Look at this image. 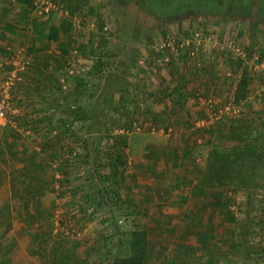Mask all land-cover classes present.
I'll return each instance as SVG.
<instances>
[{"label":"trees","instance_id":"obj_1","mask_svg":"<svg viewBox=\"0 0 264 264\" xmlns=\"http://www.w3.org/2000/svg\"><path fill=\"white\" fill-rule=\"evenodd\" d=\"M77 1L61 0L56 3L74 16L84 8ZM88 1L90 0L84 3ZM156 1L170 8L177 4L173 8L205 11H222L229 4L234 11L242 13H250L254 4V0H206L209 3L204 6H199L195 0ZM259 3L260 11L264 12V0H259ZM28 6L33 10V4ZM53 11L47 16L53 15ZM95 24L99 32H105L106 22L102 15L96 16ZM255 36L251 37L254 39ZM70 51L62 48L63 62L70 56ZM5 52L0 50V64ZM78 53L95 58L94 65L87 70L86 75L83 73L71 76L69 71L73 66L68 61L67 66L59 62L60 65L54 72H44L43 82L51 83L52 90L50 98L39 99V112L31 111L26 115L15 116L17 126L24 125V140L17 142L16 136L9 129L0 134L1 157L4 155L3 143L9 146L8 156L12 162L11 199L18 209L17 221L21 225V233L32 239L31 253L37 254L39 260L44 258V264H153L156 257L150 242L151 233L147 231V226L141 227L142 210L136 199L129 195L132 193L133 196L135 191L134 186L131 187L134 181L130 173V158L141 149V138L139 133H135V125L139 123L143 126L145 122L130 114L132 118L128 116L124 123L116 125L124 132H131L125 145L113 143L101 133L87 136L77 134L78 127H84L91 121L89 107L101 88V81L106 78L102 54L93 45L82 43ZM248 53L249 58H252L255 53L254 45L250 46ZM166 55L169 54L164 53ZM259 59V63L264 62L263 53H260ZM232 66L235 67L232 74L238 75L232 104L236 107L243 106L244 110L238 115H224L203 130H197L192 113L187 110L197 88L193 85L190 90L184 87L181 82L183 74L178 69L183 67L174 58L168 64L173 90L165 98L170 101L171 120L175 122L179 116V126L196 131L185 146L184 157L173 144L164 153L170 167H177V162H180L192 174L187 181L180 180L177 183L178 189H189V204L192 209L187 211L185 224L173 227L177 230L175 246L178 252L159 264H222L218 259L223 260L225 255L229 262L224 264H230L232 258L241 254L244 258L264 256V212L251 216L253 200L258 191L264 189V123L258 126L252 123L256 117L260 121L264 120V115L257 114L254 110L257 101L264 104V77L261 72L255 74L247 67L242 69L240 61ZM22 76L24 78L23 74ZM62 79L69 84L70 98L57 101L58 94L65 91ZM224 81L230 80L215 81V89H220ZM192 83L194 84L190 82V85ZM255 87L261 88V94L255 95ZM108 95L106 93L101 97L103 105L109 103ZM108 113L114 115L110 109ZM133 113L136 114V111ZM149 121L152 128L165 127L166 132L170 128L164 124L158 125L156 119ZM179 129L180 127L173 125L174 132ZM27 130H30L29 134H26ZM108 132L109 130L106 131ZM145 132L147 130L144 128L143 133ZM199 139H202L200 143ZM105 140L109 147L103 151ZM68 141H73L74 144L67 150L66 158V150L59 153L56 149ZM81 167L86 173L83 179H78L82 182L80 185L76 181V170ZM68 192L73 196L67 197ZM76 197L78 200L72 204L69 200ZM239 198L244 202L241 203ZM244 205H247L246 212ZM211 208H221L227 227L225 232L213 224L215 214ZM57 212H60L59 216H56ZM96 212L104 215L105 221L100 224L104 228L98 230L92 240L88 238L82 242L80 235L90 222L99 218L93 216ZM207 218L212 223L206 226L213 236L212 241L204 237L199 238L198 243L191 242L190 234L194 229L201 228ZM43 226L49 230L41 235L37 230L43 229ZM200 234L204 235V231H200ZM40 236L48 244L58 236L62 242L60 248H53L51 253L48 252L41 246ZM82 243L86 244L89 255L84 260L79 257L78 252ZM234 243H240L239 248H233ZM4 257L2 264H13L16 258L12 256V251L7 252Z\"/></svg>","mask_w":264,"mask_h":264},{"label":"rangeland","instance_id":"obj_2","mask_svg":"<svg viewBox=\"0 0 264 264\" xmlns=\"http://www.w3.org/2000/svg\"><path fill=\"white\" fill-rule=\"evenodd\" d=\"M52 2L56 4L58 9L54 10L52 13L53 15L56 14L58 18L61 19V23L65 21L64 23L66 24V27H61V30L64 32H69L71 37L65 36V40L68 42H72V45H80V43L84 42L86 45L92 44L96 51L101 52L104 41L106 38V30L105 32H99L96 28L95 24V18L96 16L102 15L105 19L106 22V28L109 24V15L108 12H110V5L108 3L109 0H90L86 4L84 1L86 0H78L76 3L84 5L83 10L77 12L76 15L72 16L71 13H69L67 10H65L63 7L61 8L59 4L56 2H59L61 0H26V3L28 4H33V10L32 13H36L38 16L41 17H48L47 13H44L41 10V3H43V6L45 5L46 2ZM183 1V0H182ZM185 1V0H184ZM74 2V1H73ZM60 3V2H59ZM195 3H197L199 6L202 5L204 6L205 4L209 3V1L206 2L203 0H195ZM37 4V5H36ZM62 5V4H61ZM177 4H174L173 7H175ZM42 6V7H43ZM171 7V8H173ZM51 11V10H50ZM43 12V13H42ZM52 16V15H51ZM53 17V16H52ZM62 17V18H61ZM78 17L80 20L79 26L78 23L74 21V18ZM65 18V19H64ZM43 25V22L41 23ZM40 25V26H42ZM62 26V25H61ZM217 29H219V32H211L208 29L213 30L214 26L213 25H205V28H196L195 31L190 32L191 34L194 33H201L202 36H205L204 38L209 39V37L213 36L215 39V42H217V45L213 48L212 44H210V48H212V53L209 51V55H203L202 54V59L204 60H197L195 57V62L192 70H189L188 68H178L180 70V73L183 74L181 82H183L184 87L188 88L189 90L191 89L192 85L193 87L197 88L195 95L192 97L191 100L197 101L198 104H200L199 99L201 98H220L222 97L223 102L218 103L216 106H227L230 103V100H233V95L234 91L236 88V84L238 81V75H233V70L235 67L232 66V64H235L233 59V55L230 54V52H226L227 48L225 46V49L221 48L222 45H224L226 42V39L231 37V40H237L238 43L240 44L241 48L249 54V48L251 45L255 46V53H253V56H258L260 58V53L264 54V43L262 42V39L259 36H255L253 39L251 37L250 31L243 29L241 26H238V28H234L228 25H223L222 30L220 25H216ZM44 27H47V24H44ZM52 25H50V30ZM231 29H230V28ZM186 28V27H184ZM183 28V29H184ZM224 28V29H223ZM221 30V31H220ZM183 31H186V29L180 31L178 35H175L173 38V43L176 44L180 38H183L181 33ZM202 36L199 38L201 40V44L198 47V50L196 47L193 45V49L195 52L202 51L203 48L206 46L204 45V41L202 39ZM77 37V38H76ZM187 37L184 36V39ZM191 39V38H190ZM195 41V39L193 40ZM214 42V41H213ZM28 41L19 42L18 46H24L26 49V55L29 57V48L27 46ZM76 47V46H75ZM167 49L161 53L158 54V57L151 58L152 56H148L147 62L145 65L137 72L136 75L130 77V79L123 81L119 80L118 78L114 77H106L103 79L101 88L99 89L98 94L94 97L92 100V104L89 107L90 112H91V121L86 124L84 127H78L77 128V134H81L84 136H87L89 134H95V133H101L102 135H105L107 140L111 139V142L120 144V145H125V143L128 140L129 134L131 132H124L122 131L119 127H117L119 124L124 123V120H127L131 115L132 117L139 119L145 124L143 126H140L139 123H136V132L139 133L140 136V152L130 158V173L132 176V180L134 183L131 185L134 186L135 191L132 196V193L129 194L131 198H135L137 203L140 205V208L142 210V219L140 222L141 227L143 228L144 226H147V231H149L150 234V240H151V245L154 248L155 251V257L156 260L153 264L160 262L159 260L163 259V256L161 255V250L162 248H169V247H174V241L177 240V236H172L170 235L167 237L166 235H163L161 231V226L162 223L161 221H165L167 227L173 226H182L185 224L186 218H188V213L185 212L183 217L182 214V209L180 208L181 206L178 204H171L170 203H165L160 201L155 195L154 192V183H156L159 180H162L164 177L165 181L168 182L169 184L174 181V177H171V175H166L167 172H170L164 165L163 162H166L167 160L162 159V154L164 153V150H168L170 145H171V140L174 137L180 138L181 141L183 139L188 140L191 138V134H184L182 135L180 132H174L173 125L177 126L179 128V124L177 122L179 121V116H177L176 121L171 120V115H170V101L168 98H165L166 95H169L170 92L173 90V84L171 85L168 83V79L170 80V72L168 70V64L169 62L164 61L161 59V57L164 55V53H167ZM171 52H168L170 54ZM213 53L217 54V56L221 59L219 62H214L213 58L214 55ZM153 55V54H152ZM168 56V55H167ZM196 56V55H195ZM171 57V56H170ZM88 58V57H87ZM171 58H176L175 55H173ZM6 59H9V56H6ZM72 63L74 64V60L72 59ZM76 61V59H75ZM188 62V60H186ZM233 61V62H232ZM176 62H178L176 60ZM95 63V58H88L86 63L84 64V67L86 70L90 69ZM200 64V65H199ZM264 64L260 63V66ZM182 67V66H180ZM87 72V71H86ZM86 72L84 73L86 75ZM260 74H263L262 77H264V68L261 69ZM228 73L231 74V76H228ZM2 75V74H0ZM193 75V77H192ZM200 79L199 83H195V80ZM207 79H215L216 81L219 79H225V80H230V81H224L221 84V88L215 89L213 85L214 91H212V85L211 83L205 82L204 80ZM190 80V81H188ZM199 81V80H198ZM205 83H201V82ZM190 82H194L190 85ZM215 82V81H214ZM260 84V82H259ZM2 85L3 82L0 80V94L2 92ZM255 86H258V83L256 82ZM262 86H264V82L262 81ZM254 89L255 95L261 94V88H256ZM70 89L67 91L61 92V94H58L59 98L57 99L60 101H65L64 98H70ZM219 91V92H218ZM69 92V93H68ZM108 94L109 97V103L106 105H103L101 102V97L103 94ZM50 98V97H49ZM68 100V99H67ZM72 101V99H71ZM192 106H194L193 102H190ZM87 106V105H86ZM150 106L152 110L150 109ZM18 106L15 104L14 101H11V108H17ZM156 107L159 110H165L169 112L167 115V112L165 110V115L159 116L158 119V125L164 124L165 126H170L168 131L166 132L165 127H151V123L149 120H151L154 117L155 112H159L156 110ZM202 107V106H201ZM243 106H241L242 108ZM189 108V107H188ZM204 108V107H203ZM107 109V110H106ZM108 109H110L111 112H114V115L112 113H108ZM205 109V108H204ZM254 110L257 114L262 113L264 115V104H261L260 102L257 101L256 105L254 106ZM136 111V114L133 113ZM195 111V110H193ZM200 114L202 112L203 115L197 118L198 120L195 119V122L202 120V119H207L206 113H203L200 109H197L195 112H198ZM201 111V112H200ZM162 112V111H161ZM107 114H109L107 116ZM131 114V115H130ZM13 116V115H12ZM153 116V117H152ZM131 117V118H132ZM166 122H162V121ZM264 123L263 121H260L257 119L252 120V123L255 125H260V123ZM171 124V125H170ZM117 125V126H116ZM153 126V125H152ZM70 128V127H67ZM144 128L147 130V132L143 133ZM181 128V127H180ZM197 128V127H196ZM109 130L108 133L106 131ZM180 130V129H179ZM203 130V129H202ZM74 134L76 136L77 134ZM183 136V138L181 137ZM186 136V137H185ZM107 140L103 142V148L102 150H107L109 145L107 143ZM73 141L67 142V143H62L57 147L56 150H59L63 152L66 150V158H68L67 150L71 149L73 146ZM181 146L179 147V151L181 152V155L185 156V146L183 144H180ZM79 148L81 149V146L79 145ZM80 167V166H79ZM77 169L76 170V178L78 184H82L79 178L83 179L85 177L86 171L82 169ZM11 175V168H10V173ZM0 264H2V261L4 259V256H6L7 252L12 251V256L15 258V261L13 264H44L43 259H38V255L31 253L33 244H32V239L28 236H23L21 233V225L18 224L17 217H18V212H16L18 209H16L17 206H14L12 202V197L9 196L8 192V187L5 185V179L1 178L3 174H0ZM137 186V187H136ZM133 188V187H132ZM7 190V194H6ZM69 193V192H68ZM72 193L70 192L69 194L65 195V197H70ZM146 195H149L148 197ZM73 196V195H71ZM151 196V200H150ZM149 198V199H148ZM78 200V197L69 200L72 204H74ZM239 200H242L239 198ZM238 200V201H239ZM59 203V200L57 201ZM244 202V200L241 201V203ZM5 203H9V207L1 208V205H4ZM177 203V202H175ZM170 204V205H168ZM247 206V205H246ZM245 205L244 210L248 211L247 207ZM264 208V189H260L255 196L253 200V206H252V213L251 216H256L258 214H263V209ZM212 209V208H211ZM263 209V210H262ZM93 211V209H91ZM215 213V221L220 228L219 230L226 231V223L223 221L222 218V211L221 208H215L214 209ZM60 212H57L56 216H59ZM95 217H99L98 219L93 220L92 222L89 223L87 229L84 230V232L80 235L79 239L82 240V242H85L86 239L90 238L91 240L95 238V235L98 230H102L104 228V225L102 224L103 221V216L101 213L96 212ZM163 216V219L161 217ZM5 219V220H4ZM10 219V222L9 220ZM183 220V221H182ZM5 222L3 226L1 224ZM243 220H241L242 222ZM125 224V223H124ZM130 227L129 224H125V226ZM48 227H44L43 229L37 230V232L42 233L48 231ZM67 234V233H66ZM68 235V234H67ZM41 236L39 237V239ZM43 248H45L48 252H52L53 248H60L61 245V239L57 236L53 240H51L48 244L44 238L40 239ZM45 242V243H43ZM177 242V241H176ZM191 242L198 243V237H192ZM173 243V244H172ZM176 244V243H175ZM256 245L258 243H255ZM173 245V246H171ZM233 248H239L240 243H237L233 245ZM177 248V247H176ZM79 257L84 260L87 258L88 255V250L86 244L82 243L80 246L79 250ZM157 252V253H156ZM227 255H225L223 260L218 259L219 262H229V259L226 258ZM230 258V257H229ZM6 264V263H5ZM9 264V263H7ZM230 264H264V256H253V257H247L244 258L243 255H237L235 258H232Z\"/></svg>","mask_w":264,"mask_h":264},{"label":"crops","instance_id":"obj_3","mask_svg":"<svg viewBox=\"0 0 264 264\" xmlns=\"http://www.w3.org/2000/svg\"><path fill=\"white\" fill-rule=\"evenodd\" d=\"M28 7L29 6H28V3H26V0H0V50L6 51L4 56H2L1 60L4 61V59H6V56L10 57L18 48H20V46H18V43L20 41L23 42V40L28 41L27 46L29 48L28 50L29 58L31 60L28 70L25 73H23L24 78L22 77V81L18 82L11 90V101H14L15 104L18 106L17 107L19 110L18 115L19 114L26 115L30 113L31 111L39 112V109H41L39 99H42L43 97L49 98V96H51L52 86H51V83L43 82V79L45 76L44 72L46 73L54 72V70L59 67L60 65L59 62H61L65 66H67L68 64H70L73 67L84 66L88 58H90V56H82V55H79L78 53L81 44L84 42L80 43V45H72V42H68L67 40H65V36H64L65 34L66 36L71 37L69 32H64L63 30H61V27H64V28L66 27L65 21L61 23V19L58 18L56 14L52 15L53 17L51 15L48 17L38 16L36 13L34 12L32 13V10ZM42 22H43V25L41 24ZM44 24H47L46 28L44 27ZM50 25H52L51 30H50ZM179 41L180 40H178V42L176 43H181ZM203 41L205 42L204 45L206 47L203 48L202 51H199L198 53H195L194 55L185 53L183 51L177 54L176 58L174 59L178 61L177 63L179 64V66H182L183 69L189 67L188 69L192 70L193 66H195L194 62L196 59L198 61L204 60L202 59L203 58L202 54L208 56L209 51L212 53V48H210L211 46L210 44H212V47L214 48L217 45V42L215 41L213 42V40H203ZM62 48L71 50L70 56L65 62H63L62 60V56H63L61 54ZM166 54H168V52ZM213 54L216 55V57L214 56L213 58L214 62L221 61V59L217 56V54L215 53ZM163 57H164V61H167L166 58H168V56L163 55L161 59H163ZM195 57L197 58L195 59ZM72 59L74 60V64L72 63L73 62ZM186 60H188L190 66H188L189 64L187 65L188 62ZM67 61H68V64L66 63ZM47 68H48V71H47ZM0 80H2V82L5 81V79H3L2 77ZM170 80H171V75H170ZM170 80L169 79L167 80L168 83L171 82ZM198 80L196 79L195 83H199L200 79ZM204 81L205 82L209 81V83H211L212 85V91H214L213 85H214V81L216 80L207 79ZM204 81L201 83H205ZM171 93L172 92H170V94ZM169 95H166V97H168ZM222 99H223L222 97H220L219 99L214 98V102L222 104L223 102ZM191 102L194 103V106L192 107L190 103L189 108H187V110L191 111L190 113H192L191 114L192 118L195 121V119L198 120L197 119L199 117L198 115L202 117L201 115L203 114L201 111H203V113H206L207 109L203 108L202 101H200V104H198L196 100L195 101L191 100ZM150 109L152 110L151 106H150ZM197 109L201 110L200 114H198L199 111L195 112ZM242 109L244 110V108ZM156 110H158L159 112H155L154 117L152 116L153 117L152 119L158 120L157 118L159 116H157L156 114L161 115V116L165 115L166 112H167V115L169 114L167 109H165L166 110L165 112V110H159L156 107ZM192 110H195V111H192ZM15 116L16 115H13V116L10 115L9 119L6 122H0V134H3L6 129H9L16 136L15 137L16 141L20 143V141L22 142V140H24L25 138L24 133H23L24 125H22L21 127H18L17 124L14 122ZM162 122H166V121L164 120ZM179 127L181 128L178 132H180L182 135L186 134V136L187 134H191L190 136H192V133H194L197 129L196 128L192 130H186L182 125ZM29 132L30 130H27L26 134H29ZM182 135L181 137L183 138ZM190 139L188 140V137H187V140L183 139L181 141L180 138L174 137L171 140V145L173 144L179 149V147L181 146L180 144H183V146H186L189 143ZM201 141L202 139H199V143ZM21 146L23 145H20V147ZM8 150H9V146L4 145L3 143V154L5 156L4 155H2V157L0 156V174L1 173L3 174L1 178L4 177L3 179H5V182H6L5 185L9 186L7 189L9 192V196H11L12 192H11V187H10V174L9 173H10L12 162L8 156L9 155ZM20 150L21 149H19V151ZM165 151L167 150H164L163 152L165 153ZM164 153L162 154V159H161L163 161L165 159ZM182 157H184V155ZM166 162H163V163L165 167L170 171V172H167L166 175L168 176L171 175V177L175 176L174 177L175 179L172 183L169 184L168 182L164 180L165 178L162 177L163 178L162 180H159L156 183H154L155 195L162 202L165 201L166 203L167 201V203L172 202L171 204L173 205L174 204L180 205L181 206L180 208L182 209L181 211H182L183 217L185 218L184 213L187 211L189 212L192 209L191 205L189 204V202L191 201V198L189 196V189L187 188L178 189L177 183L180 180L187 181L186 179L190 178V175L192 176V174L188 173L186 168L183 166V163L181 165L180 162H177V167H170ZM175 163L176 162L174 160V164ZM6 194H7V190H6ZM146 196L148 197L149 195H146ZM151 199L152 198L150 196V200ZM175 200L177 201V203H175L176 202ZM1 206H2L1 208H5L7 206L9 207V203H5L4 205H1ZM212 211L213 213L215 212L214 209H212ZM208 218L204 220L201 228L194 229L195 231H193L190 234L191 238L198 237V241H199V238L201 239L205 237V238H208L209 241L210 240L212 241L213 236L211 235L210 230H207V227H206L207 225H212V223L208 221ZM161 219H163V216L161 217ZM8 220L10 222V219ZM5 222L3 221L1 226H3ZM163 222L161 221L162 223L161 231L163 235H166L167 237H169L170 235H172L173 237L177 236V230L173 229L174 226L173 225L171 227L164 226L166 225V223L165 221ZM213 224L214 225L216 224L215 220ZM215 226L218 229V226L217 225ZM200 231H204V235H201ZM173 243H172L174 245L173 248L169 247V248L161 249L163 250L162 256L165 255L163 256L162 260L172 257L174 254L178 252V249L175 246L176 241H174ZM162 260H159L160 262L155 263V264L161 263ZM222 264H224V262Z\"/></svg>","mask_w":264,"mask_h":264},{"label":"flooded vegetation","instance_id":"obj_4","mask_svg":"<svg viewBox=\"0 0 264 264\" xmlns=\"http://www.w3.org/2000/svg\"><path fill=\"white\" fill-rule=\"evenodd\" d=\"M109 1V24L105 28L106 38L100 52L104 62V74L108 78L114 77L123 81L130 79L145 65L148 56L157 58L159 53L166 50L160 51L161 46L173 40L184 29L186 31L181 33L183 38L179 42L187 39L193 41L196 34L202 36L201 33H190L196 28H205L206 24L199 23L197 18L238 20L243 29L250 31L251 36L260 34L264 43V12L260 11L259 0H254L250 13L234 11L229 4L222 11H205L170 8L156 0ZM208 30L219 32L217 26ZM186 35L189 37L184 39ZM191 51V47H188L183 52L191 54Z\"/></svg>","mask_w":264,"mask_h":264},{"label":"built area","instance_id":"obj_5","mask_svg":"<svg viewBox=\"0 0 264 264\" xmlns=\"http://www.w3.org/2000/svg\"><path fill=\"white\" fill-rule=\"evenodd\" d=\"M42 6L43 3H41V10L47 14L50 12V10L58 9L56 4L49 1L46 2L43 7ZM74 21L78 23V27L80 28L79 26L80 20L78 19V17H75ZM200 37L201 36L199 34H196L195 41H191L187 39L181 43H176V44L172 42L173 40H170L168 43L163 44L161 46L160 51L162 49L163 50L170 49L169 52L171 53L168 55V58H166L167 62L171 61V57L173 55H175L176 57L177 54L186 50L188 47H191L192 49L191 55H194L197 52L194 51L193 45L198 50V47L201 44V40H199ZM213 38L214 37L211 36L209 37V39L207 38H202V39L215 41L216 38L215 39ZM224 43L225 44L222 45L221 48L225 49L226 46L227 48L226 52H230V54L233 55L234 58L232 59L234 62L240 61L242 63L243 66L242 69L247 67L251 69L255 74H257L261 71V69L264 68V64L260 66L259 57L253 56L252 58H249V55L241 48L240 44L236 39L231 40L230 37L226 39V42ZM30 61H31L30 58L27 57L26 55V49L24 48V46H20V48H18L9 57V59H4V61L0 64V74H2L0 75V79L1 77L5 79L1 88L2 92L0 94V122H6L9 119L10 115H17L19 113L18 109L11 108V90L18 82L22 81V77H23L22 74L28 70L30 66ZM86 71L87 70L84 66H75L70 69L69 74L71 76L81 75ZM228 76H231V74L228 73ZM61 83L63 90L67 91L68 89H70L69 84L68 82H66L65 79H62ZM199 100L202 101V106L207 109L206 112L207 119H202L196 122V127L199 129L206 128L207 126H209L214 121L218 120L224 115H238L242 110L241 106L240 107L233 106L232 101H230V103L227 106L221 107V106H216L218 105V103H215L214 99L211 97L210 98L203 97Z\"/></svg>","mask_w":264,"mask_h":264},{"label":"water","instance_id":"obj_6","mask_svg":"<svg viewBox=\"0 0 264 264\" xmlns=\"http://www.w3.org/2000/svg\"><path fill=\"white\" fill-rule=\"evenodd\" d=\"M109 5H111V2L108 1ZM199 23H205L206 25H213L216 27V25H220V26H223V25H228V26H231V27H238V26H241L242 24H240V21L238 20H229V19H214V18H211V19H199L197 18ZM197 21V22H198ZM202 21V22H200Z\"/></svg>","mask_w":264,"mask_h":264}]
</instances>
